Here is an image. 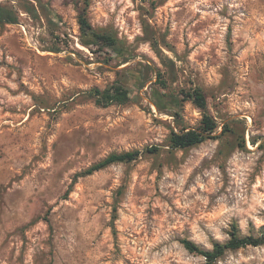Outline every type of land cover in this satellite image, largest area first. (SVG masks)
<instances>
[{
  "label": "rangeland",
  "instance_id": "374dc122",
  "mask_svg": "<svg viewBox=\"0 0 264 264\" xmlns=\"http://www.w3.org/2000/svg\"><path fill=\"white\" fill-rule=\"evenodd\" d=\"M0 3L19 15L0 24V264H207L183 240L212 250L233 232L261 243L214 264H264V0ZM80 14L130 59L83 45ZM124 79L128 101L95 102ZM204 113L212 136L170 148Z\"/></svg>",
  "mask_w": 264,
  "mask_h": 264
},
{
  "label": "trees",
  "instance_id": "16d2710c",
  "mask_svg": "<svg viewBox=\"0 0 264 264\" xmlns=\"http://www.w3.org/2000/svg\"><path fill=\"white\" fill-rule=\"evenodd\" d=\"M26 12H31L25 8ZM19 15L11 9L0 3V24L17 23ZM78 23L80 28V42L93 51V47L105 51L108 54L106 62L114 59L118 65L127 62L130 59L129 49L122 45L119 40L110 33L96 30L84 14L78 16ZM51 51H58L57 49ZM168 61L173 64L171 59ZM164 83V82H163ZM141 86V84L139 85ZM138 86V87H139ZM93 96L95 102L101 106H107L112 103H124L130 98V90L127 87L125 79L119 83H112L104 89H93ZM184 96L192 101V103L203 110L206 108V97L202 90L198 87L186 91ZM217 127L216 122L206 113L203 114L201 124L197 128H184L180 131L172 130L168 142L172 149H185L194 145L200 144L212 136V133ZM147 152L153 153L158 150L157 146L148 147ZM139 156L138 150L113 152L107 155L104 159L91 165L84 171L85 174H91L115 162H130L137 159ZM260 239L247 237H237L233 232L229 241L224 244L215 243L212 250H202L197 245L189 240H183L185 248L190 251H196L205 256L207 264H214V261L220 256L225 249L239 248L246 245H258Z\"/></svg>",
  "mask_w": 264,
  "mask_h": 264
}]
</instances>
